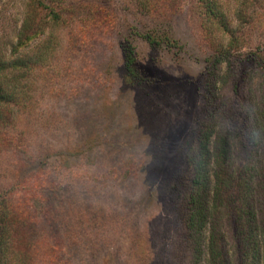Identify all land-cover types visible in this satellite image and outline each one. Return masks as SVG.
<instances>
[{
    "label": "rangeland",
    "instance_id": "1",
    "mask_svg": "<svg viewBox=\"0 0 264 264\" xmlns=\"http://www.w3.org/2000/svg\"><path fill=\"white\" fill-rule=\"evenodd\" d=\"M26 1L0 0L6 42L16 38ZM231 2L239 8L243 0ZM244 10L247 41L220 66L218 106L235 135L237 260L246 229L247 261L255 260L258 237L264 264V0H246ZM166 16L155 27L157 16L140 13L132 0H66L59 49L31 75L21 124L1 155L0 189L29 201L40 220L34 242L56 251L41 253L39 264L187 263L178 189L188 141L207 110L211 52L194 0H171ZM127 46L135 77L125 70Z\"/></svg>",
    "mask_w": 264,
    "mask_h": 264
},
{
    "label": "trees",
    "instance_id": "2",
    "mask_svg": "<svg viewBox=\"0 0 264 264\" xmlns=\"http://www.w3.org/2000/svg\"><path fill=\"white\" fill-rule=\"evenodd\" d=\"M132 1L140 13L157 16L155 27L166 21L171 0ZM65 2L27 0L16 38L10 43L6 42L0 28V175L2 151L12 146L10 133L13 135L21 124L29 90L35 82L31 75L49 63L59 49V30L65 24ZM194 5L200 36L211 52L207 57L203 84L207 110L197 123V131L189 139L185 152L187 178L183 188L178 189V222L186 235L189 250L186 264H239L238 233L231 214L236 173L235 135L231 116L220 119L218 85L221 83L220 66L224 62L230 65L231 53L247 41L241 26L248 25L249 14L244 10L246 0L239 8H233L231 0H194ZM146 37L151 42H159L152 34H146ZM35 40L38 41L35 43ZM127 47L124 50L125 70L135 77L136 60L130 46ZM246 184L245 195L249 196L250 182L246 181ZM27 203L26 199H15L14 189L1 187L0 264H39L41 253L51 257L56 254L48 244L34 242V228L40 220L30 214ZM244 213L248 220L249 210ZM241 232L242 264H262L258 237H253L255 248L251 256L255 260L247 261L250 243L247 241H251L252 233L246 229Z\"/></svg>",
    "mask_w": 264,
    "mask_h": 264
}]
</instances>
